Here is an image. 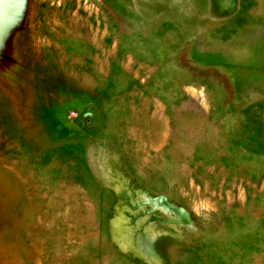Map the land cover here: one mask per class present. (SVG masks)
<instances>
[{"label": "rangeland", "instance_id": "obj_1", "mask_svg": "<svg viewBox=\"0 0 264 264\" xmlns=\"http://www.w3.org/2000/svg\"><path fill=\"white\" fill-rule=\"evenodd\" d=\"M0 264H264V0H0Z\"/></svg>", "mask_w": 264, "mask_h": 264}]
</instances>
